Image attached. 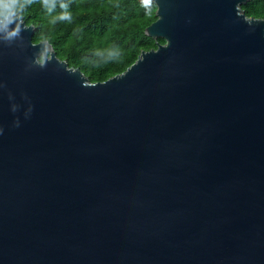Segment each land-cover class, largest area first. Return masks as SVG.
<instances>
[{
    "label": "water",
    "instance_id": "95a60500",
    "mask_svg": "<svg viewBox=\"0 0 264 264\" xmlns=\"http://www.w3.org/2000/svg\"><path fill=\"white\" fill-rule=\"evenodd\" d=\"M140 1L157 46L104 81L0 26V264H264V18Z\"/></svg>",
    "mask_w": 264,
    "mask_h": 264
},
{
    "label": "trees",
    "instance_id": "16d2710c",
    "mask_svg": "<svg viewBox=\"0 0 264 264\" xmlns=\"http://www.w3.org/2000/svg\"><path fill=\"white\" fill-rule=\"evenodd\" d=\"M21 4L18 11L36 26L34 41L48 40L61 58L80 67L92 81L125 70L143 49L157 46L145 33L157 19L154 2L21 0ZM242 8L249 16L264 18V0H249Z\"/></svg>",
    "mask_w": 264,
    "mask_h": 264
},
{
    "label": "clouds",
    "instance_id": "9594fccd",
    "mask_svg": "<svg viewBox=\"0 0 264 264\" xmlns=\"http://www.w3.org/2000/svg\"><path fill=\"white\" fill-rule=\"evenodd\" d=\"M25 3H31L32 0H24ZM23 5L21 0H0V26L7 28L14 22L17 11ZM18 29L12 30L11 35H15Z\"/></svg>",
    "mask_w": 264,
    "mask_h": 264
}]
</instances>
